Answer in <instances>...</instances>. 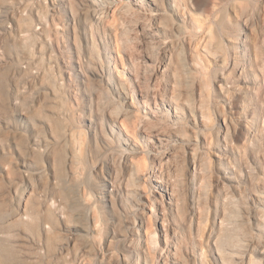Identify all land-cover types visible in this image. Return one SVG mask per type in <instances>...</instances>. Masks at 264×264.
<instances>
[{
    "label": "rangeland",
    "instance_id": "obj_1",
    "mask_svg": "<svg viewBox=\"0 0 264 264\" xmlns=\"http://www.w3.org/2000/svg\"><path fill=\"white\" fill-rule=\"evenodd\" d=\"M67 5L0 0V264H264V0Z\"/></svg>",
    "mask_w": 264,
    "mask_h": 264
},
{
    "label": "bare ground",
    "instance_id": "obj_2",
    "mask_svg": "<svg viewBox=\"0 0 264 264\" xmlns=\"http://www.w3.org/2000/svg\"><path fill=\"white\" fill-rule=\"evenodd\" d=\"M82 2V1H81ZM51 3H52V8L53 7H55V9L56 10H58V11H61V12H63L65 15H66V13L68 12L67 11V9H69V8H67L68 7V5H67V0H51ZM71 10V9H70ZM57 11V12H58ZM82 12V11H81ZM86 13V12H85ZM88 14V13H87ZM83 15H84V13H83ZM83 15H81V16H83ZM67 16H70L69 18H72L71 17V14H68L67 13ZM66 18V17H65ZM68 19V18H67ZM82 19H83V17H82ZM3 20V19H2ZM71 20V19H70ZM72 21H73V23H74V18L72 19ZM67 23V22H66ZM69 24H71V23H69ZM76 24V23H75ZM65 25V24H64ZM67 27H68V25H66V29H67ZM69 29V28H68ZM74 29V28H73ZM83 29V28H82ZM81 29V30H82ZM59 30V29H58ZM56 31V32H59V31ZM80 30V29H79ZM81 32V31H80ZM78 33V32H77ZM84 33V32H83ZM78 36V35H77ZM75 37V36H74ZM81 37V36H80ZM83 37H86V36H83ZM82 37V38H83ZM70 41V40H69ZM248 43V42H247ZM246 43V44H247ZM64 44V43H63ZM79 48H81V46H82V43H79ZM252 46V45H251ZM257 47L258 46H256V44H254V46L253 47H251V49H252V52H251V58H252V56L253 57H255V59H256V57H257V55H258V50H257ZM248 54V55H249ZM241 56H242V58H244L243 56H244V53L242 54H240ZM240 56V57H241ZM79 57V56H78ZM108 57V56H107ZM75 61V60H74ZM74 61H72V62H74ZM77 61V60H76ZM68 65H71L70 63L68 64ZM247 66V65H246ZM248 67V66H247ZM82 63H80L79 61H78V63H76L75 62V64H73V65H71L70 66V68H69V70L71 69V70H73L74 71V73H76V75L78 76V77H81V79L82 78H84V77H91L90 75H88V74H86L83 70H82ZM92 71V77H97L98 79L100 78H104V74H106L107 76L105 77L106 78V80L108 81V78H110V77H108V76H112L113 75V72H112V70H109V68H106V67H101V68H99V70H96V69H92L91 70ZM112 74V75H111ZM96 78V79H97ZM112 79H113V77H111ZM110 78V79H111ZM109 79V81H110V83L111 84H113V87H115V90H117V91H119L120 92V90H119V88H118V86L116 87V82H115V80L113 79V80H110ZM89 83V82H88ZM85 85V84H84ZM126 111V110H125ZM130 111H131V114H132V110L130 109ZM87 112V111H86ZM129 112V111H128ZM177 113V111H175V117L177 116L178 117V115L176 114ZM129 114H130V112H129ZM128 114V115H129ZM130 114V115H131ZM126 115H127V113H126ZM82 116V115H81ZM123 116V115H122ZM85 117H87L86 115H85ZM90 117V116H89ZM126 117V116H125ZM127 117H129V116H127ZM131 117V116H130ZM123 118V117H122ZM125 119V118H124ZM123 119V120H124ZM132 120V118H130L129 120H128V118H127V121H131ZM119 121V120H118ZM120 121H121V119H120ZM126 121V120H125ZM88 126H89V131H90V139L91 140H95L96 142H98V134H97V131H96V128H95V126L93 125V120H92V118L90 119H88ZM27 123V122H26ZM128 123V122H127ZM126 123V124H127ZM130 124V123H129ZM116 128L115 129H111L110 127V131L112 132V134L117 138V139H119V140H121V142L126 146V148H127V151L129 150V152H133V154H134V152H137L138 151V145L139 144H137V143H135L134 141H133V139H131L128 135L129 134H131L130 132L128 133L127 132V130L126 129H122V128H120L118 125H116V124H113ZM24 126V125H23ZM27 126V125H26ZM126 126V125H125ZM130 126V125H129ZM131 130V129H130ZM80 131H82V129L80 130ZM76 132V131H75ZM84 134H85V132H83ZM83 133H78L77 135V137H76V140H75V143H77L76 144V146H74L75 148L73 149H71L72 151H74V152H72V154L74 153L75 155L74 156H76V153L77 154H80V153H82V148H81V144L80 143H82V141H83V139L85 138H81V136H82V134ZM76 135H74V137H75ZM44 139V138H43ZM82 139V140H81ZM22 142H24L25 143V141H22ZM41 142H42V140H41ZM84 142V141H83ZM93 142V141H92ZM23 144V143H22ZM101 144V143H100ZM46 145V144H45ZM98 145V144H97ZM102 146V145H101ZM194 146V145H193ZM30 149H31V147H30ZM70 150V151H71ZM31 151H36V150H31ZM37 152H39V151H37ZM36 152V153H37ZM90 153V152H89ZM150 153V152H149ZM38 154H40V153H38ZM71 154V153H70ZM130 154V153H129ZM135 154H137V153H135ZM24 155V154H23ZM22 155V156H23ZM25 155H26V153H25ZM28 156V155H27ZM26 156V157H27ZM78 156V155H77ZM23 157H25V156H23ZM79 157V156H78ZM90 157V156H89ZM129 158V157H128ZM194 158V157H193ZM74 159H76L77 160V157L76 158H74ZM79 159V158H78ZM81 160V159H80ZM128 160V159H127ZM126 160V161H127ZM21 161V160H20ZM73 158H71L70 156H64V158L63 157H60V160H59V162H61V163H63L64 165H66V171L67 172H71V168L73 167ZM74 162H76V161H74ZM76 163H78V161L76 162ZM79 163H80V161H79ZM93 163V162H92ZM21 164H22V162H21ZM10 166V165H9ZM75 166V165H74ZM96 166H100V167H98L99 168V170H94V171H96V174L98 175V173H99V175L101 176V180L99 181V185H100V187H101V189H100V195H99V199L98 200H103L106 204H108L110 207H112V208H114L115 207V205H116V200H115V196H114V190H113V188L112 187H109L108 185H110L111 184V182L109 181V177L107 178V175H108V173L110 172L109 171V168H110V164L106 161V160H102V161H100V162H98L97 163V165ZM15 168V167H14ZM20 168V167H19ZM79 168V167H78ZM10 169V168H9ZM73 169H75V167H73ZM12 170H16V169H12ZM19 170V169H18ZM17 170V171H18ZM76 170H77V168H76ZM76 170L74 171L73 170V174H75V176L77 175V173H75L76 172ZM78 171V170H77ZM65 172V171H64ZM92 172V171H91ZM27 173V172H26ZM25 173V174H26ZM93 173V172H92ZM70 174V173H69ZM2 175V174H1ZM0 175V176H1ZM109 175H110V173H109ZM108 175V176H109ZM23 177V176H22ZM21 177V178H22ZM226 178H232V176H225ZM24 178V177H23ZM28 178V177H27ZM27 178L25 177L24 179V181H27ZM71 178H72V175H71ZM73 178H75V177H73ZM100 179V178H99ZM98 179V180H99ZM25 186V185H24ZM25 190H26V188L24 187V189L23 190H20L19 189V191H20V194H19V197H18V208H17V210L15 209V211H13L12 213H10V214H7L8 216H6V217H4L5 219H9L10 220V218H14V217H16V216H18V214H19V212H18V209L22 206V204L24 203V201L25 200H27L26 199V193H25ZM13 191V190H12ZM22 191V192H21ZM114 191V192H113ZM16 193H18L17 192V190H16ZM170 198V197H169ZM138 203V202H137ZM168 203H170V202H168ZM95 205H97V202H96V204ZM94 206V205H93ZM22 208V207H21ZM20 208V209H21ZM90 208V207H89ZM92 209V210H91ZM90 210H91V212H85V214H86V219L88 220V221H95L96 222V218H98L99 216H103L104 217V214H99L101 211L99 210L100 208H98L97 206H94L93 208H91ZM85 210V209H84ZM89 210V211H90ZM79 212H81L80 210H78ZM78 212V213H79ZM0 215H2V214H0ZM99 215V216H98ZM74 216V215H73ZM78 216V215H77ZM77 216H75L76 218H77ZM81 216H83V214L81 215ZM98 216V217H97ZM1 217V216H0ZM25 217V216H24ZM84 217H85V215H84ZM83 217V218H84ZM76 218H75V220H76ZM2 219V218H1ZM22 219V218H21ZM52 219V218H51ZM126 219V218H125ZM78 220V219H77ZM100 220H102V219H100ZM99 220V221H100ZM104 220V219H103ZM4 221V220H3ZM99 221H97V222H99ZM105 221V220H104ZM113 221V220H112ZM126 221V220H125ZM97 222L95 223V225L97 224ZM139 223L138 224H140V226H143V223H144V219H142V218H139V221H138ZM3 223V222H2ZM75 223H77V221L75 222ZM99 223H101V222H99ZM109 223V222H108ZM80 224V223H79ZM77 225V224H76ZM100 224H97L95 227H94V231H96L97 232V234L98 233H100L102 230H101V226H99ZM84 228V227H83ZM86 228V227H85ZM104 229H105V227H104ZM113 229V228H112ZM111 230V229H110ZM91 231H92V229H91ZM75 232V231H74ZM109 232V231H108ZM111 232V231H110ZM112 233V232H111ZM115 233V232H114ZM93 235V234H92ZM100 235H101V233H100ZM108 235V237H109V234H107ZM94 237H96V236H98V235H96L95 236V234L93 235ZM87 237V236H86ZM114 237V236H113ZM96 238H98V237H96ZM95 238V239H96ZM94 241V240H93ZM105 242V241H104ZM93 248V247H92ZM95 249V248H94ZM88 250H90V249H88ZM97 250V249H96ZM96 250H94V252L96 251ZM100 251V250H99ZM92 252V251H91ZM95 253H97V252H95ZM98 254V253H97ZM240 255V254H239ZM242 255H244V254H241V256ZM241 256H238V257H241ZM246 257V256H245ZM244 257V258H245ZM240 259V258H239ZM238 261V260H237ZM245 261V260H244ZM242 262V261H241ZM124 263V262H123ZM242 263H244V262H242Z\"/></svg>",
    "mask_w": 264,
    "mask_h": 264
}]
</instances>
